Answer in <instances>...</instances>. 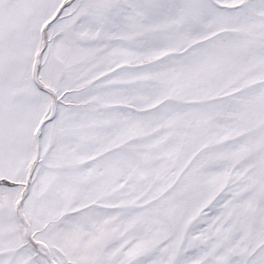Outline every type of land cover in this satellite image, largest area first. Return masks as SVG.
I'll return each mask as SVG.
<instances>
[{
  "label": "snow or ice",
  "instance_id": "6c2138e0",
  "mask_svg": "<svg viewBox=\"0 0 264 264\" xmlns=\"http://www.w3.org/2000/svg\"><path fill=\"white\" fill-rule=\"evenodd\" d=\"M0 264H264V0H0Z\"/></svg>",
  "mask_w": 264,
  "mask_h": 264
}]
</instances>
